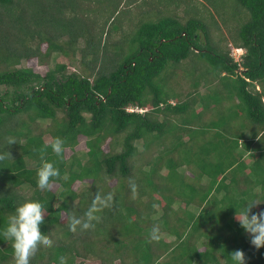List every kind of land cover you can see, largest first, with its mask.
<instances>
[{"label":"trees","instance_id":"trees-1","mask_svg":"<svg viewBox=\"0 0 264 264\" xmlns=\"http://www.w3.org/2000/svg\"><path fill=\"white\" fill-rule=\"evenodd\" d=\"M238 2L248 13L205 0H0V152L12 157L0 162V229L19 204L44 207L53 245L32 264H231L237 249L264 264L234 207L264 199V0ZM57 140L62 158L45 152ZM45 163L61 173L49 192ZM97 192L114 206L71 232ZM0 264H16L2 235Z\"/></svg>","mask_w":264,"mask_h":264},{"label":"clouds","instance_id":"clouds-1","mask_svg":"<svg viewBox=\"0 0 264 264\" xmlns=\"http://www.w3.org/2000/svg\"><path fill=\"white\" fill-rule=\"evenodd\" d=\"M236 52L241 53L239 57H236ZM244 52L243 48H235L232 54L240 60ZM132 108L135 111H140L137 110L139 107ZM14 143H16L15 138L8 139L9 145ZM49 148L57 158L63 157L65 145L62 141L57 140L54 144L47 146L45 152ZM9 158L12 157L8 151L0 152V162ZM60 180L61 173L56 169V166L45 163L44 167L39 171L38 187L41 192H49L52 190L53 183ZM130 188L133 193H136L137 185L134 181H130ZM261 204H264V199L256 198L245 201L239 208L234 206L236 209L235 220L248 236L251 245L257 250L264 248V208L254 211ZM113 206L114 196L111 192L106 194L97 192L83 215L73 214L70 216L69 230L75 233L78 230L88 231L95 229L101 220L100 213L102 210ZM152 207L155 209L158 205L153 204ZM46 222L45 209L41 204L23 202L15 208L14 213L8 218L7 224L0 229V235L11 241L16 264H32L33 259L41 248L52 247L53 241L47 238L42 231ZM160 238V228L154 226L150 233V239L159 241ZM229 255L231 264H246L243 250H234ZM59 264H68L67 258L61 256Z\"/></svg>","mask_w":264,"mask_h":264},{"label":"rangeland","instance_id":"rangeland-1","mask_svg":"<svg viewBox=\"0 0 264 264\" xmlns=\"http://www.w3.org/2000/svg\"><path fill=\"white\" fill-rule=\"evenodd\" d=\"M199 1H201V0H199ZM204 1V0H203ZM212 1H219V2H221V4H222V6L223 7H227V5H230L231 7H232V9H234V11L236 12V13H238V14H240V15H243L244 14V10L246 11V13H248V11L238 2V0H205V2H206V4L208 3V5H211V3L210 2H212ZM226 5V6H225ZM211 8V10L212 11H214V14H215V16L217 17V19L219 20V22H220V24L223 26V27H225V25H224V21H223V19H221V17H219V15H218V13L216 12V10L214 9V7H210ZM240 15H237L236 14V16H238V18L240 17ZM228 16L231 18L232 17V15H230V13H228ZM246 21L243 19V18H241L240 19V21H239V25L241 26V25H243L244 23H245ZM226 28V27H225ZM237 28V27H236ZM225 30V29H224ZM225 32L227 33V35H228V32L225 30ZM229 36H230V34H229ZM203 37H204V35L202 34V39H203ZM217 38V37H216ZM229 41V40H228ZM228 41H226V44H228ZM230 41H232V39H230ZM224 43V42H223ZM241 53L240 52H236V57H239V55H240ZM235 57V56H234ZM54 58V57H53ZM57 57H55V59L53 60V61H50L51 62V65L53 66V63H54V61H56L57 59H56ZM199 62H201V61H199ZM205 62V61H204ZM206 63V62H205ZM23 65H24V63H23ZM76 68H78V69H81V67H80V65L78 66H73L71 69H76ZM206 90V89H205ZM208 99V98H207ZM51 123V120H45V121H41L40 120V122L38 121V124H37V129L38 128H40V127H45V126H47V125H49ZM45 140L48 142V141H50L51 140V136L50 135H48V134H46L45 135ZM78 148H83V146H78ZM72 154V150H69V149H67L66 150V155L67 156H70ZM247 159H248V161H251V158L249 157V156H247ZM180 171L181 172H183V168H180ZM111 183L113 184L114 183V181H111ZM24 193L25 194H27V195H30L31 193H32V189H30V188H25V190H24ZM168 239L169 240H171V239H174V236H169L168 237ZM85 264H99V261L97 260V259H89V260H87L86 262H85ZM116 264H120L119 262L118 263H116Z\"/></svg>","mask_w":264,"mask_h":264},{"label":"built area","instance_id":"built-area-1","mask_svg":"<svg viewBox=\"0 0 264 264\" xmlns=\"http://www.w3.org/2000/svg\"><path fill=\"white\" fill-rule=\"evenodd\" d=\"M129 110L133 111L135 109L134 108H130ZM137 110L143 111L144 109L137 108Z\"/></svg>","mask_w":264,"mask_h":264},{"label":"crops","instance_id":"crops-1","mask_svg":"<svg viewBox=\"0 0 264 264\" xmlns=\"http://www.w3.org/2000/svg\"><path fill=\"white\" fill-rule=\"evenodd\" d=\"M235 48H239V47H233L232 48V51L235 49ZM245 51V50H244ZM260 88V86L258 85V89Z\"/></svg>","mask_w":264,"mask_h":264}]
</instances>
